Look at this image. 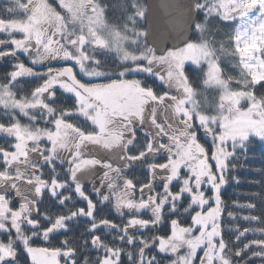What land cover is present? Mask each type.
I'll list each match as a JSON object with an SVG mask.
<instances>
[{
  "label": "snow or ice",
  "instance_id": "1",
  "mask_svg": "<svg viewBox=\"0 0 264 264\" xmlns=\"http://www.w3.org/2000/svg\"><path fill=\"white\" fill-rule=\"evenodd\" d=\"M58 6L62 11L49 0H20L17 11L6 8L0 16V61L11 63L0 72V114L7 117L0 134L8 138L0 143V183L8 184L0 191V233L7 235L0 240V264H20L21 249L30 264H88L87 256L81 260L85 248L96 251L93 264H125L124 257L127 264H264V193H245L248 201L231 207L222 197L230 180L240 182L234 173L246 166L237 161L247 159L250 139L264 143V0H160L162 14L149 31L137 33L149 45L124 50L118 58L125 66L107 73L90 70L100 60L87 51L89 37L104 44L95 29L106 7L98 0H58ZM134 11L132 20L147 15L144 7ZM212 19L239 22L224 38L238 56L239 77L224 78L215 34L200 37L202 21ZM77 22L79 32L70 28ZM192 31L196 42L186 39ZM169 40L174 46L166 48ZM185 61L196 70L206 65L204 82L219 78L226 90L213 111L191 106L196 87ZM136 74L159 84L128 78ZM33 78L38 82L24 91ZM61 97L65 102L58 103ZM198 129L205 143L211 139L210 148ZM89 146L107 155L89 153ZM37 151L47 172L37 164L28 175L8 171ZM60 153L66 154L63 173L53 163ZM136 164L146 170L143 177L128 174ZM96 170L98 183L86 190ZM254 171L264 176V167ZM250 183L264 189V179ZM45 193L61 211L42 207ZM101 205H110L122 222ZM78 217L88 221V235H63L53 244L54 234L69 232ZM101 229L114 230L112 242ZM37 239L48 246H34Z\"/></svg>",
  "mask_w": 264,
  "mask_h": 264
},
{
  "label": "trees",
  "instance_id": "2",
  "mask_svg": "<svg viewBox=\"0 0 264 264\" xmlns=\"http://www.w3.org/2000/svg\"><path fill=\"white\" fill-rule=\"evenodd\" d=\"M12 1H15V0H12ZM12 1L11 0H0V16L5 15L4 10L6 8H10L13 11L18 10V6L16 5L14 7V4H13L14 2H12ZM98 1H100L106 7L108 4L112 5L113 3L115 4V6L116 5H120V6L126 5V11H125L126 14L130 12L129 5L124 3V1H126V0H98ZM109 10H111V9H109ZM200 16H202V14H200L198 17L200 20H202L200 18ZM235 25L236 24L234 22H231V21L224 22V21H220L218 19H212V20H208V21L204 22V26H205L204 34L206 36L205 39L211 40V37L213 36V34H215L216 38H215V41L212 43V47L214 49L215 54L221 58L220 64H221L222 72H223L225 79L229 76L239 77V69L234 66L235 63L238 62V56L235 57V56L230 54L228 41L226 39H224L226 37V35L228 33H230L231 30L235 27ZM194 35L195 34L193 32V36ZM193 36H192V38H193ZM2 38H4V37H2ZM21 58L24 59L26 63L28 62L26 57L21 56ZM115 61H116L115 58L111 57L110 58V64L107 66L105 64L104 66H106V68L109 67V69L112 70L114 67H116L115 65H117V63ZM10 67H11L10 60L0 61V72H3ZM201 72H202V70H196L195 68L190 67L189 70L187 71V75L189 76V78L192 80L194 86L196 87L195 96L199 102V106L202 105L200 103H202L203 101H206L204 104H205L206 109L208 110L210 108L209 106L211 105L210 101L216 97L217 93L212 92L210 89H206L207 87L205 88L203 86V84L200 83V81L197 78L202 75ZM37 82L38 81L35 78L29 80L28 82H26V86L23 90L27 91L30 87L34 86ZM21 83H24V81H21ZM155 84L158 85V82ZM233 87H236L235 81L233 82ZM17 90L20 91L21 87L18 86ZM64 96H67V94H64ZM207 98H208V100H207ZM57 102L58 103L65 102L64 97H61V100H59ZM37 115H39V113H37ZM6 119H7V117H5V116L0 117V120H6ZM39 122L42 125L43 121H38V123ZM140 135L142 136L143 133H141ZM200 139H201V143H205V139H206L205 137H200ZM7 140H8L7 137H5L3 134H0V143H5V142H7ZM208 141L209 140L207 138V142L205 143V146L207 148H210L211 145L209 144ZM248 148H249V150H248V154H247V159L241 158L240 161H237L238 164H244L246 166L245 167H238L236 172L234 173L239 178L240 182L236 183L235 181L230 180L229 184L226 185L225 188L222 190V197L226 201V204L229 207L232 206V201H237L240 203L247 202L249 197L247 195H245V193H249V192H262V193H264V189H262L260 185L250 183V181H252V180L264 179V176H262L260 173H257L254 171L255 168L264 167V143L259 142V138L252 137L250 139V143H249ZM53 163L56 165L58 171L63 173L66 166L63 163H60L59 161H53ZM42 167L45 169L46 172L48 171V165L47 164H45V165L42 164ZM8 171H9V169H8ZM145 171L146 170H144L142 168V166L140 164H138L135 168H133L131 171H129L128 174L134 175L136 173L135 176L143 177L145 174ZM6 187H7L6 184L4 186H0V188H2V189L6 188ZM20 188H22V187H20ZM90 188H91L90 185L85 187L86 190L90 189ZM21 190L23 192L25 191L23 188ZM210 194L211 193H209V195ZM76 203H80L79 200H77ZM41 204H42V207H47L52 212H58V211L62 210V206L56 204L55 199L48 197L47 193H45V197L42 199ZM101 207L106 208V210L108 211V213L110 215V218L115 219L116 222H118V223L122 222L121 218L114 211L111 210L110 205L109 206L101 205ZM234 210L241 211L239 209H234ZM244 211L246 212V210H244ZM144 215L147 216L148 214L145 213ZM188 219L190 220V217ZM225 222L228 225L233 223L232 221H228V220H226ZM70 223L72 225V228L70 229L69 232L63 233V230H60L61 233L54 234L55 239L53 240V244H56L58 240L63 239V235H70V236H76V237H81V238H83V236L88 235V233L85 231V227L88 223L86 218L78 217V218H76V220H74ZM237 223L241 224L244 227L249 226L247 224H244L243 221H237ZM101 232L103 233L106 240H108L109 242H112V236L114 234V230L101 229ZM249 238L251 239L254 237L249 236ZM0 240L6 241L7 235L0 233ZM34 246H48V245L45 244V242H43L42 240L37 239L34 241ZM201 252L202 251L199 252V255L201 254ZM96 254L97 253L94 249L85 248V250L83 251V253L81 255V260L84 259V256H87L89 258L88 264H93V261L91 258L94 257ZM40 258L43 259L42 256ZM168 259H170V257L162 256V261H166ZM18 260L20 261V264H30L29 258L27 257L26 253L23 252L22 249L20 250ZM124 261H125V264H127V258L126 257H124ZM9 264H11V262H9ZM196 264H198V259L196 261ZM254 264H256V262H254Z\"/></svg>",
  "mask_w": 264,
  "mask_h": 264
},
{
  "label": "rangeland",
  "instance_id": "3",
  "mask_svg": "<svg viewBox=\"0 0 264 264\" xmlns=\"http://www.w3.org/2000/svg\"><path fill=\"white\" fill-rule=\"evenodd\" d=\"M12 2H14L13 4H14V7H15L17 4L15 3V1H12ZM49 2L52 3L53 6H56L58 11H62L61 9H59L58 0H49ZM98 2L102 5V3L100 1H98ZM124 3L127 4V5H129V7H130L129 8L130 9V12L128 13V14H131L130 19H131L132 16H135L136 15V12L134 11V9H137L139 7H144V1L143 0H126V1H124ZM17 6L19 8V5H17ZM201 14H202V16H200V18L203 20V13H201ZM132 21H134V22H132ZM132 21L131 22L130 21H128V22L125 21L127 23L126 24V30L124 32L121 31L122 32V34H121L115 28L116 27L115 23H111L110 20L108 18H105V16H104V19H103V22L102 23H105L106 25L105 24L102 25V23L97 24L96 25V29H95L97 36L101 40L104 41V44L97 46L96 41L93 38L89 37L88 45H87L88 54L90 56L97 57L96 54L97 55H103V54H101V49H103L106 52L104 54V56H106V54H107V57L108 58L113 57L116 60L115 62L118 63L119 62V58L118 57H119V55H122L123 54V51L124 50H126L128 52H132V53H137L139 50H142L145 46H148L146 44V42H145L144 36L137 35V33L139 31H141V30L145 31L143 18L141 19V18L137 17L135 20H132ZM204 22L205 21H202L203 27H202V31L200 32V37H201V39L206 40L205 39L206 36L204 34V30H205ZM234 23L237 25V23H239V22L238 21H235ZM109 24H112L113 26L112 25H109ZM116 24H117V26H120L121 27V24L120 23L117 22ZM236 25H235V27H236ZM72 27H74L77 32L80 31V24H79V22H77L75 25H70V28H72ZM84 33H85V35H87V27L84 28ZM194 34L195 35L190 40L191 42H196L199 39L198 34L195 33V31H194ZM118 36H120V37L121 36H125V38H118ZM2 37H3V35H0V38H2ZM114 43L116 44V47L115 48L113 47V44ZM117 49H121V51L118 52ZM241 51H246V50H241ZM92 52L95 55L94 54L92 55ZM105 61H106V59H105ZM101 63L103 65L107 64L105 62H100V64ZM51 66L52 67H60V66H65V65L54 63ZM89 67H90V70L92 68H96L98 71H101V72H105V73L110 72L109 70L105 71V70L99 69V66H97V65H90ZM190 67L194 68L192 66V62L191 61H185V71H186V74H187V71L189 70ZM199 70H202V72H201V74H202L201 76L202 77L199 76L197 79L200 81L201 84H203V86L205 88L207 87L206 89H210L212 92H215L217 94H216V97L210 101L211 105L209 106L210 108L208 110L206 109L205 104H204L206 101H203L202 103H200L202 105L199 106V102H198V100H197V98L195 96V93L193 95L194 105H191V106H194L196 109H198L201 112H211L214 109H216V105L220 101V98L225 95V91L226 90L219 83V78L211 79V80H209L208 83H205L204 82V80H203L204 75L203 74L206 71V65H202L199 68ZM76 71L78 72V69H76ZM128 78L129 79H131V78H137V79L145 80L147 84L153 85V86H156L155 83H157V82L159 84V81L155 77L148 76L147 74H136L134 77L133 76H129ZM207 100H208V98H207ZM245 107H246V104H245ZM162 110H163V108H162ZM165 110H167V108H165ZM0 117H4V116L2 114H0ZM20 119L23 122H25V123L28 122L22 116L20 117ZM42 126H43V123H42ZM197 127H198V122H197ZM198 134L200 135V137H204L202 130H199L198 129ZM208 140H209L208 141L209 144L211 145V139L208 138ZM88 152L89 153H92V154H95V155H97V153L98 154L100 153V154H102L104 156V153H103L102 150L97 149V148H95L93 146H89ZM31 153H33V152H31ZM58 156H61L62 157L63 154L60 153V154H58ZM32 159L35 161V158H32ZM34 161H31V163H32L31 165L35 164ZM53 161H56V159L53 160ZM59 161H61L60 163H63L67 167L66 161L62 160V158ZM137 165L138 164L134 165L131 169L128 170V172L131 171L133 168H135ZM12 168H14V170H12ZM17 170L23 172L24 174H30L31 173V171L29 172V171H27V169H22L21 166H14V165H12L11 169H9V172L12 173V172L17 171ZM97 171L98 170H96V173H97ZM96 173H95L94 176L95 177H98V175H96ZM135 175H136V173L134 174V176ZM90 181H92V180L89 179V181L87 182L88 184L85 183V187L86 186H89V185L91 187V184H89ZM93 181H95V179ZM3 184L4 183H0V186H4ZM5 184L8 187V184L7 183H5ZM19 186L22 187L21 184H19ZM29 187L30 186L28 185V187L27 186H24L22 188L26 192H28V188ZM25 191H24V193H25ZM200 255H203V252H201ZM198 264H199V260H198Z\"/></svg>",
  "mask_w": 264,
  "mask_h": 264
},
{
  "label": "flooded vegetation",
  "instance_id": "4",
  "mask_svg": "<svg viewBox=\"0 0 264 264\" xmlns=\"http://www.w3.org/2000/svg\"><path fill=\"white\" fill-rule=\"evenodd\" d=\"M103 6H105L104 4H102ZM110 5V6H109ZM106 7V6H105ZM113 8V9H112ZM109 9H111V10H109ZM108 11H110L111 12V14H110V12H108ZM126 8L124 9V6H120V5H116L115 6V4L113 3L112 5L111 4H108L107 5V7H106V13H105V18H108L109 20H110V22L111 23H115V25H116V29L118 30V32L119 33H121L122 34V32L121 31H125L126 30V22L125 21H127V16H128V13L126 14ZM120 23L121 24V27L120 26H117V24L116 23ZM125 22V23H124ZM103 24H105V23H102V25ZM106 25V24H105ZM109 25H112V24H109ZM113 26V25H112ZM118 38H125V36H118ZM96 47V46H95ZM101 51L102 52H104V50L103 49H101ZM94 53L92 52V55H93ZM95 55V54H94ZM96 56H97V58H101V56L100 55H97L96 54ZM122 65L123 64H121L120 63V61L117 63V65H116V67H114L112 70H110L109 69V67H105L104 68V70L105 71H107V70H109L110 72H114V71H119V70H121V68H122ZM79 78V77H78ZM87 78H85V80H86ZM161 111L162 112H164L165 113V115H167L168 114V109L167 110H165V108H163V110L161 109ZM101 152V151H100ZM103 153H104V156L102 155V154H98L97 153V155H99V156H101V158H104L106 155H107V153H105L104 151H103ZM61 154H63V155H66V154H64V153H61ZM29 156H30V159L28 160V161H24L22 158H21V162L20 163H18V164H13L14 166H21L22 167V169H27V171H32L33 169H32V163H31V161H34L32 158H35V161H34V163L35 164H37V165H40L41 167H42V162L40 161V158H39V152L37 151V152H33V153H31V152H29ZM59 157H61V156H59ZM32 159V160H31ZM56 159V158H55ZM54 159V160H55ZM12 170H14V168H12ZM14 172H16V171H14ZM99 174H100V171L98 170L97 171V173H96V175H98L99 176ZM25 175H28V174H25ZM21 183V186L22 187H24V186H27L28 187V185L27 184H24L22 181L21 182H19V184ZM87 183V182H86ZM92 183H98V180H97V177H95V181H90L89 182V184H92ZM92 186V185H91ZM29 189V188H28ZM2 190V189H1ZM8 190V187H6V188H4V190H2V191H7ZM26 196H29V197H31L32 196V193L30 192V191H28V192H26L25 191V193H24Z\"/></svg>",
  "mask_w": 264,
  "mask_h": 264
},
{
  "label": "water",
  "instance_id": "5",
  "mask_svg": "<svg viewBox=\"0 0 264 264\" xmlns=\"http://www.w3.org/2000/svg\"><path fill=\"white\" fill-rule=\"evenodd\" d=\"M145 1V8L147 9V15L144 17L145 20V31L150 30L151 22L153 21L155 15L157 13L162 14V10L159 9L160 0H144ZM192 37V32L187 33L186 39L190 40ZM146 43L149 45V38L145 37ZM183 41H181L182 43ZM174 42L169 40L166 42L165 47H172L174 46ZM154 46V45H153ZM182 46V44L180 45ZM157 54H160L159 52Z\"/></svg>",
  "mask_w": 264,
  "mask_h": 264
},
{
  "label": "clouds",
  "instance_id": "6",
  "mask_svg": "<svg viewBox=\"0 0 264 264\" xmlns=\"http://www.w3.org/2000/svg\"><path fill=\"white\" fill-rule=\"evenodd\" d=\"M15 3H16L17 5H19L20 0H15Z\"/></svg>",
  "mask_w": 264,
  "mask_h": 264
},
{
  "label": "bare ground",
  "instance_id": "7",
  "mask_svg": "<svg viewBox=\"0 0 264 264\" xmlns=\"http://www.w3.org/2000/svg\"><path fill=\"white\" fill-rule=\"evenodd\" d=\"M108 12H110V11H108ZM110 14H111V12H110Z\"/></svg>",
  "mask_w": 264,
  "mask_h": 264
}]
</instances>
